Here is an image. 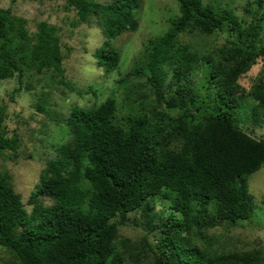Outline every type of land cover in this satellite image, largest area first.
I'll list each match as a JSON object with an SVG mask.
<instances>
[{
    "label": "trees",
    "instance_id": "16d2710c",
    "mask_svg": "<svg viewBox=\"0 0 264 264\" xmlns=\"http://www.w3.org/2000/svg\"><path fill=\"white\" fill-rule=\"evenodd\" d=\"M56 1L74 13L73 19L65 17L71 26L94 24L100 30L95 65L106 75L118 70L120 52L113 41L138 29L142 0ZM177 1L179 18L147 42L116 91L99 101L95 86L77 89L76 82L64 80L70 49L64 50L55 25L39 21L32 32L26 19L0 8V82L16 78L21 86L26 74L48 72L50 86L75 95L59 114L50 90L35 104L48 122L29 135L37 140L43 165L27 201L30 210L14 188L13 174L0 164V249L10 259L6 264L264 263L262 248L224 250L216 247L218 237L208 235L248 220L255 209L248 180L264 166V137L240 125L263 124L258 110H264V83L246 91L239 78L257 62L264 75V0H252L261 16L246 25L231 10L202 0ZM183 33H222L225 42L202 52L182 44ZM87 95L95 101L80 105ZM247 99L252 104L241 117ZM9 119V108L0 104L3 162L38 156V150L22 147L18 132L10 136ZM49 121L64 126L66 143L56 140ZM136 212L144 219L133 225L142 230L141 238L119 236Z\"/></svg>",
    "mask_w": 264,
    "mask_h": 264
},
{
    "label": "rangeland",
    "instance_id": "374dc122",
    "mask_svg": "<svg viewBox=\"0 0 264 264\" xmlns=\"http://www.w3.org/2000/svg\"><path fill=\"white\" fill-rule=\"evenodd\" d=\"M95 1L106 4L109 0ZM202 3L203 5L216 6L221 11L231 10L243 25L249 22L254 23V19L261 16L252 0H202ZM63 4L62 1L56 0H15L14 2L12 0H0V8L10 9L13 15L26 19L32 32L35 31L34 24L39 21L46 20L57 27L64 50L66 48L70 49L69 56L63 63L65 69L64 80L71 83L76 82L77 89L88 84L95 86L99 92L96 101H99L105 95H109L112 91H116L118 86L116 82L130 70L131 65L143 53L147 42L162 36L169 29L171 23L180 16L177 0H142L137 14L138 29L135 32H124L113 41L114 46L120 52V63L118 70L106 75L103 70L95 65V60L92 57L93 52L102 42L100 30L94 24L84 23L77 27L71 26L69 20H66L65 17L69 15V18L73 19L74 13L64 11ZM262 24L260 39L264 43V21ZM178 40L182 44L191 45L198 51H216L224 44L225 35L214 33L210 36H201L199 34L183 33L179 35ZM261 70V62H257L246 74L239 78L240 85L246 91H249L259 80L264 83V75L261 74ZM49 75L50 73L47 72L44 75L29 78V74H26L21 86L17 83L16 78L0 82V104H5L9 108L10 136L12 131H16L21 138H24L23 148L27 147L30 151L33 149L34 152L38 150V156H34L33 159L25 160L19 157L16 160L3 162L0 158V164L4 163L13 174L15 178L13 180L14 188L21 195L27 210H30L27 201L34 189L38 172L43 166L38 159L42 155L37 140L31 141L29 135L41 121L48 122L46 115L36 110L35 104L41 97V92L50 90L52 98L55 99L53 109L59 114L60 110L63 111L67 106L66 104H69L75 98L74 94L63 96L61 94L63 87L61 86H50ZM28 80H32L29 88L25 86ZM19 87L18 93L13 92L14 89ZM11 95H13L14 100L11 99ZM118 98V101L121 102L122 97L120 94ZM94 101L92 95H87L86 99L79 104L89 107ZM250 101V99H247L243 103L244 107L240 111L241 117L246 114L247 110H250L252 104ZM123 113L125 112L123 111ZM258 119L263 121V124L251 121L245 124L242 123L240 126L250 135L257 138L264 137V110H258ZM50 130L57 137V141H60V143L67 142L68 135L63 125L59 128L54 122H50ZM248 187L255 204L251 217L248 220L238 221L235 225L224 224L211 230L208 235L219 238L216 247L234 252L258 250L260 248L264 251V166L250 176ZM128 216L130 224L131 222L132 224L120 227L119 236L128 237L132 240L140 239L142 230L133 225H135L134 222H140L144 219L141 218L139 212ZM8 260H10L8 255L0 249V264H6L5 262Z\"/></svg>",
    "mask_w": 264,
    "mask_h": 264
}]
</instances>
